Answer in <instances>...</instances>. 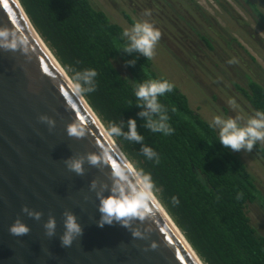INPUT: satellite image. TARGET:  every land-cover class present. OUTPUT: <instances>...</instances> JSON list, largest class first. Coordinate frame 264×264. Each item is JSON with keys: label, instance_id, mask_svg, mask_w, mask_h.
<instances>
[{"label": "trees", "instance_id": "16d2710c", "mask_svg": "<svg viewBox=\"0 0 264 264\" xmlns=\"http://www.w3.org/2000/svg\"><path fill=\"white\" fill-rule=\"evenodd\" d=\"M19 1L71 79L72 74L87 68L97 71L95 91L82 95L105 128L116 123L126 132L127 120L130 117L136 120L143 141L129 142L123 136L113 138L135 169L151 174L155 197L202 262L264 264V233L254 226L248 211L255 204L264 215V190L257 177L240 153L219 143L218 132L209 128L210 121L192 107L189 97L176 83L156 71L151 59L138 51L124 50L127 38L121 37V32L125 26L118 18L98 0ZM110 1L131 25L137 20L128 7L135 12L141 9L150 13L138 17L150 21L160 31L161 42L178 58H184L187 76L204 81L213 74L208 64L211 53L215 54L211 57L215 66L236 59L231 51L238 50L232 43L239 47L240 42L235 37L227 38L224 26L213 20L215 16L197 0ZM215 1L227 10V0ZM231 1L242 5V0ZM244 1L254 8V17H259L256 23L264 32L263 12L255 10L256 5L250 0ZM228 14L240 25L236 12L228 9ZM243 29H247L246 25ZM248 32L264 47L256 31ZM219 36L224 44H217L214 37ZM224 49L230 51L226 53ZM238 55L240 58V51ZM190 59L204 71L193 69V64L187 61ZM252 61L241 68L240 74L244 75L241 81L220 75L233 81L236 93L243 96L253 112L264 111V69L256 64L257 60ZM148 79H167L174 85L171 92L159 98L168 109L169 123L174 129L171 135L152 133L138 115L142 105H137L134 86ZM142 145L157 152L158 163L143 157ZM252 152L256 159L264 160L261 142L253 146ZM173 196L178 198V204L172 203Z\"/></svg>", "mask_w": 264, "mask_h": 264}, {"label": "water", "instance_id": "95a60500", "mask_svg": "<svg viewBox=\"0 0 264 264\" xmlns=\"http://www.w3.org/2000/svg\"><path fill=\"white\" fill-rule=\"evenodd\" d=\"M0 28L29 40L26 52L0 48V264H204L156 197L157 213L143 221L128 228L98 225V193L107 195L111 165L134 166L83 95L71 93L74 82L19 0H0ZM76 122L87 126L82 138L67 134ZM89 154L106 155L108 163L90 165ZM73 158L84 160L83 174L67 167ZM25 206L40 218L29 217ZM68 212L82 234L65 247L60 240ZM50 218L56 224L52 236L44 228ZM17 219L29 227L27 234L9 232Z\"/></svg>", "mask_w": 264, "mask_h": 264}, {"label": "clouds", "instance_id": "9594fccd", "mask_svg": "<svg viewBox=\"0 0 264 264\" xmlns=\"http://www.w3.org/2000/svg\"><path fill=\"white\" fill-rule=\"evenodd\" d=\"M145 15H150V13L146 11ZM160 36V31L148 20H139L121 32V37L127 38V44L123 45L124 50L127 52L138 51L146 59L152 58ZM28 44L29 40L19 32L11 28H0V48L5 50L20 49L26 52L28 51ZM229 62L232 63L233 61ZM96 77L97 71L93 68L72 74L74 83L71 93L78 97L81 94L94 92ZM173 87L174 85L167 79H148L136 83L134 86L137 105H142V110L138 115L144 118V126L152 133L167 136L174 131L169 123L168 109L159 99L165 93L171 92ZM39 119L46 122L50 127L54 126V122L45 115H41ZM240 119L239 116L224 118L216 115L209 122V128L218 132V141L223 147L236 152L241 149L250 152L255 144L264 142V111L256 110L243 124L240 123ZM126 125L127 131L125 132L121 124L110 123L107 126L106 134L114 138L123 136L129 142L139 143L143 141L144 137L138 133L134 118L130 117ZM66 130L69 136L82 138L86 135L87 126H81L79 122H76L73 126L67 127ZM141 151L146 160L159 162L157 152L150 146L142 145ZM86 159L93 166L108 163L106 155L98 157L95 154H89ZM66 164L76 174H83V159H69ZM111 173L112 184L107 190V195L98 193L100 220L97 223L99 226L117 222L122 227L128 228L131 221H143L157 213L158 205L154 199L155 184L150 173L143 169L129 168L126 164L111 165ZM172 203L178 204V198L173 196ZM22 211L37 220L41 215V213L32 211L26 206L23 207ZM55 227V220L50 218L44 225L46 234L48 236L54 235ZM64 229L60 241L61 245L65 247L70 246L74 238L82 234L80 224L70 212L65 213ZM29 230V227L19 219L9 226V232L17 236L27 234ZM132 236L142 238L137 231L132 232ZM152 247L155 248V245Z\"/></svg>", "mask_w": 264, "mask_h": 264}, {"label": "rangeland", "instance_id": "374dc122", "mask_svg": "<svg viewBox=\"0 0 264 264\" xmlns=\"http://www.w3.org/2000/svg\"><path fill=\"white\" fill-rule=\"evenodd\" d=\"M197 1L216 17H213V20H216L218 24L220 22V24L224 26L223 32L227 38L235 37L237 42H240L239 47L236 43H232L235 44L236 49L240 51V58L238 57V51L236 52L233 50L231 52L236 59H229V61H233L232 63L225 62L224 64L221 63L215 66L211 60V57H215V54L211 53L208 64H211L210 66L213 68L214 73L209 74L210 77L206 76V80L202 81L200 78H196L195 76L192 78L191 76L185 75L184 64L182 62L184 61V58H178V55L175 52L173 54L159 39L151 58L153 67L158 73L167 76L174 83H176L187 94L192 107L207 120L211 121L216 115H220L224 118H235L236 116H239L241 118L240 123L243 124L249 116L254 114V112L247 104L243 96L236 93L232 83L233 81L225 78L224 76L236 81H241L240 79L244 77V75L240 74L242 72L241 68L249 65L251 62L253 63V58L257 60L256 64L259 63L264 69V47L260 46L257 39L253 38L248 32L249 30L253 32L256 31L264 42V32L257 24L259 17H254V8L244 0H242V5L237 2L227 0L229 2L227 3L229 5L227 10L219 5L215 0ZM250 1L256 5L255 10L262 11V14L264 15V4L262 1ZM98 2L103 4L102 7L110 12L112 16L115 15L125 28H130L132 26L116 12L113 2L110 0H107L106 2L105 0H98ZM228 9L237 13L241 19L237 18L238 21H241L240 25L236 21V18H233L228 14ZM128 10L131 11L132 16L136 18L137 21L142 20L140 19L141 17H138V15L142 17L146 16L144 15L146 10L144 11L138 9L137 12H135L131 7H128ZM244 25H246L247 29H243ZM208 31L210 32L209 29ZM220 37L222 36L214 38L217 40V44H224ZM224 50L226 53L230 51V49ZM248 56L252 57V59L248 58ZM187 61L193 64V69L199 70L200 72L204 71L199 68L193 60L190 59ZM233 64H236L237 67H234ZM219 66H222L220 70H218ZM224 70L226 71L225 73ZM220 74H223L224 76ZM261 143L264 145V142ZM238 153L241 154L242 158L245 160L252 173L255 174L260 186L264 190V160L256 159L252 150L249 152L241 149ZM248 211L254 226L259 227L264 233V215L262 214L263 212L260 207L252 204L249 206Z\"/></svg>", "mask_w": 264, "mask_h": 264}, {"label": "bare ground", "instance_id": "6f19581e", "mask_svg": "<svg viewBox=\"0 0 264 264\" xmlns=\"http://www.w3.org/2000/svg\"><path fill=\"white\" fill-rule=\"evenodd\" d=\"M100 123H102L101 122V120H100ZM103 124V123H102ZM103 126H104V124H103ZM105 127V126H104ZM114 139V138H113ZM158 200V199H157ZM182 233V232H181ZM184 236V235H183ZM183 236H181V238L183 239ZM184 240V242H185V239H183Z\"/></svg>", "mask_w": 264, "mask_h": 264}]
</instances>
